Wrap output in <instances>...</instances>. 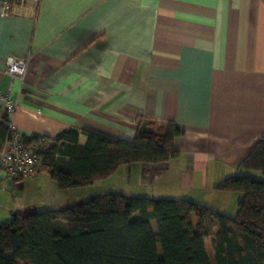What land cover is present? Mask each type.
Masks as SVG:
<instances>
[{
	"label": "crops",
	"instance_id": "crops-1",
	"mask_svg": "<svg viewBox=\"0 0 264 264\" xmlns=\"http://www.w3.org/2000/svg\"><path fill=\"white\" fill-rule=\"evenodd\" d=\"M5 1L13 0H0V89L19 96L23 134L88 127L131 140L142 119L172 120L184 129L176 158L123 164L86 188L188 198L236 214L243 194L216 186L264 136V0L14 1L2 15ZM8 56L29 60L24 82L5 73ZM6 117L0 110V122ZM4 178L24 194L30 178L41 184L37 196L43 183L61 191L45 171ZM38 201L0 205V220L39 210ZM208 253L214 259L212 246Z\"/></svg>",
	"mask_w": 264,
	"mask_h": 264
},
{
	"label": "trees",
	"instance_id": "trees-1",
	"mask_svg": "<svg viewBox=\"0 0 264 264\" xmlns=\"http://www.w3.org/2000/svg\"><path fill=\"white\" fill-rule=\"evenodd\" d=\"M0 122V142L8 136ZM81 133L86 141L81 142ZM184 129L172 120L142 119L133 139L85 127L49 137L41 171L61 190L86 188L123 164L176 158ZM41 134H23L25 143ZM264 136L237 172L216 186L242 193L235 215L188 198L106 191L61 208L14 212L0 220V264H264ZM19 178L18 180H21Z\"/></svg>",
	"mask_w": 264,
	"mask_h": 264
},
{
	"label": "built area",
	"instance_id": "built-area-1",
	"mask_svg": "<svg viewBox=\"0 0 264 264\" xmlns=\"http://www.w3.org/2000/svg\"><path fill=\"white\" fill-rule=\"evenodd\" d=\"M14 1L24 5L26 1L39 3L41 0L5 1L1 8L2 15L11 12ZM28 68V59L15 56H8L6 59L5 73L12 78H19L24 82ZM19 106V96L13 97L10 90L0 89V110L4 109L7 112L5 125L9 132L8 138L4 142H0V175L5 174L14 183L19 178L33 177L41 171V154L48 148L51 141L48 136L39 135L34 142L25 143L23 133L15 122Z\"/></svg>",
	"mask_w": 264,
	"mask_h": 264
},
{
	"label": "rangeland",
	"instance_id": "rangeland-1",
	"mask_svg": "<svg viewBox=\"0 0 264 264\" xmlns=\"http://www.w3.org/2000/svg\"><path fill=\"white\" fill-rule=\"evenodd\" d=\"M260 175L262 177H264L263 174L260 173ZM44 175H41L40 178H42ZM26 182H28V184L26 183V190H25V194L23 192H21V190L19 188L16 187H11L10 186V181L8 178H4L1 183H0V201H2V203H6V204H1L4 207H9L11 206V208H13L16 204H22V203H28L31 202L32 199H34L35 197H37V199L39 200L38 202H40V204L38 203V209L39 210H44L47 207L43 206V201L41 200V197H46L50 200L51 202V206L54 208H61L64 207V205L58 204L59 206H55L56 203H59L58 201H60L63 197L66 198H71V197H77L78 199L81 200H86L89 197H91L92 195L95 194H91V190L90 188H86V189H78L73 191L74 193H69L66 195H63L62 190L59 192H54V193H50V186L48 184H44L40 187L42 188V192L39 191L38 192V196H37V190L39 188L38 184L40 182H34L35 180L33 179H27L25 180ZM23 186V184H21V187ZM48 186V187H47ZM23 193V194H22ZM98 193H103V192H97ZM24 195V196H23ZM72 195V196H71ZM135 195H141V194H135ZM143 195H148V194H143ZM72 203V202H71ZM205 243H206V247L207 250L211 252V239L210 238H206L205 239ZM210 258V256H209ZM210 261H214V259L210 258ZM213 264V263H212Z\"/></svg>",
	"mask_w": 264,
	"mask_h": 264
}]
</instances>
